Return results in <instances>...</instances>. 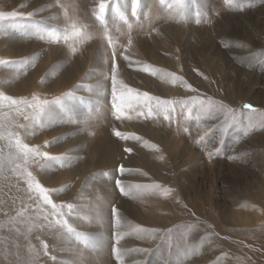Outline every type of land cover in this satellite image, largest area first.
Wrapping results in <instances>:
<instances>
[{"label":"rangeland","instance_id":"374dc122","mask_svg":"<svg viewBox=\"0 0 264 264\" xmlns=\"http://www.w3.org/2000/svg\"><path fill=\"white\" fill-rule=\"evenodd\" d=\"M100 2L0 0V12L18 13L0 20V94L36 105L0 100V115L17 116L7 129L12 135L6 153L17 137L32 147L26 158L19 153L30 162L33 179L43 184L42 177L47 178L49 186H43L56 205L53 210L63 213L56 221L66 219L72 228L54 224L63 230L47 245L54 244L57 252L48 250L40 264H90L89 252L96 257L93 264H130L127 258L138 247L148 249L143 264H150L157 244L139 242L134 232L139 226L121 233L119 220L127 209L148 218L156 210L166 214L164 204L177 190L187 197L193 192L211 196L216 211L231 209L264 183V0L234 6L225 0H104L103 14ZM73 25L80 36L72 35ZM76 63L84 65L79 79L62 83ZM113 74L118 97H127L128 89L141 96L139 103L121 105L120 118L113 107ZM143 93L172 103L157 108L155 100L144 102ZM246 104L256 111L245 109ZM106 133L112 136L114 158H92L79 136L98 139ZM144 133L167 135L183 161L177 168L172 155L168 160L158 148L161 159L154 161H161L168 175L164 183L138 176ZM45 152L55 159L44 157ZM107 194L116 196L114 204L105 203ZM34 201L39 203V196ZM95 213L99 216L93 220ZM64 238L67 242H61ZM76 248L81 254L74 257ZM216 259L211 264H218Z\"/></svg>","mask_w":264,"mask_h":264},{"label":"bare ground","instance_id":"6f19581e","mask_svg":"<svg viewBox=\"0 0 264 264\" xmlns=\"http://www.w3.org/2000/svg\"><path fill=\"white\" fill-rule=\"evenodd\" d=\"M116 60L118 59H114V61ZM83 70L84 65L76 63L75 72H78L77 76H74L76 75L75 72L72 74L70 72L66 75V81H62V83L74 84ZM165 81L167 85L171 84V81L166 79ZM138 116L140 117V115ZM16 121L17 116L15 114L0 115V264H40V258L42 259L48 250L51 254L57 252L54 244L51 243L48 246L47 243L57 237V232L63 230L54 228L56 220L63 218V213L54 212L52 205L45 204L43 194L34 187L36 183H39L43 188V184L49 186L47 178L42 177L41 174L46 173V171L40 173L44 180L43 184L32 178L33 187L30 188L27 176V173L33 169L29 167L30 162L19 153L20 150L16 145L12 144V150L6 153L7 143L11 142L10 130L8 132L7 129L9 127L11 129ZM46 123L51 125L49 121ZM161 123L163 124V122ZM51 127L56 130L55 132H58L59 129H54V126ZM99 127L105 128L102 125ZM144 135L147 141L139 149L141 150V163H139L138 176L146 181L155 178L160 183H164V177L167 178L168 175L166 176L162 172L161 161L158 164L154 161V158L155 160L160 158L158 148L166 152L168 160L171 159L172 155V160L177 163V168L183 161L176 156L177 154L173 153L172 146L167 143L169 142L167 135H149V133H144ZM111 137L106 133L98 139L95 136H93L94 139H90L88 135L81 134L78 139H82L88 144L87 146L80 143L90 153L94 154L92 158H95L96 154H100L105 160H109L115 156ZM180 141L181 138L178 139L177 144ZM174 143L176 144V142ZM50 172L49 169L47 177ZM260 186L262 188H260V192L249 191L239 198L233 208L223 207L218 211L213 208L214 203L210 200L211 196L208 198L205 194L193 192L192 197H187L186 194L184 195L177 190L176 194H169V200L164 204L168 210L166 214L160 215L156 210L148 218L142 216L141 211L127 209L125 215H122L120 220L118 219L120 223L122 222L123 231L121 233L124 234L134 226H139L134 230L141 239L138 241L152 247L157 244L154 248L155 253L152 255V262L154 261L156 264H211L215 258L218 259H216L218 264H264V183ZM171 190L175 191V189ZM67 194H65L66 197H69ZM47 195L49 198L51 197L48 191ZM37 196L40 198L39 203L34 201ZM148 198L153 202L152 200H155L156 197ZM105 200L107 204H114L116 196L107 194ZM62 205L60 204L59 207L62 208ZM76 206H78L77 212L80 211L82 214L81 204H76ZM93 206L91 207L93 208ZM98 216L95 213L92 219L96 220ZM81 217L78 215V218L81 219ZM73 223L76 224V222ZM93 228L96 229V227ZM61 242H67V239L64 238ZM147 250L135 248L130 252L127 260L131 262L130 264H143ZM74 251H76L73 253L74 257L81 254L78 248ZM204 254H207L208 257L204 258ZM213 254L216 256L212 257ZM119 255L120 261L126 259L125 253ZM88 256L95 257L93 252H89ZM91 257H89L90 264H93L92 262L96 257ZM152 262L150 264H154Z\"/></svg>","mask_w":264,"mask_h":264},{"label":"snow or ice","instance_id":"6c2138e0","mask_svg":"<svg viewBox=\"0 0 264 264\" xmlns=\"http://www.w3.org/2000/svg\"><path fill=\"white\" fill-rule=\"evenodd\" d=\"M161 2H163V0H161ZM177 2L179 3V0H177ZM241 2V0H225V3L229 6H234L235 4ZM105 3H104V0H101L100 2V5H99V11L101 14H103L105 12ZM135 7V6H134ZM18 13H15V12H11V13H2L0 12V20H3L5 19V17H15L17 16ZM73 27V32H72V35L74 37H78L81 35L80 31L78 29H76L75 25L72 26ZM65 39H67V37H65ZM113 73H115V67L113 68ZM116 84H117V81H116V77H115V74H113V77H112V97H113V107L115 108L116 110V113H117V118H120V116L123 115V112L121 111V105L124 104V103H128L129 105H131L132 102H137L139 103L141 101V96H133L132 95V92L133 90L132 89H128V95L127 97H125L123 95V93L118 97L117 96V87H116ZM142 97L144 99V102L147 103L148 101H152V100H155L156 101V107L157 108H164L166 105H170L172 102L171 101H167V100H161L160 98L158 97H151L149 96L148 93H143L142 94ZM0 100H7L9 101V105L10 106H19L20 104H23L26 108L27 107H35L36 105L34 104H28L27 101L25 100H17L13 97H9V96H4L3 94H0ZM119 100L120 103H116V101ZM244 108L245 109H248V110H251V111H256L255 107L251 104H246L244 105ZM21 109L19 107H17V111H20ZM43 109H41L42 111ZM153 111V108L152 106L149 104V114H151ZM165 111H167V108H165ZM117 137L121 136L122 134L119 132V131H116L114 133ZM11 133H9V136L11 137ZM15 144H16V147L24 154L25 158L27 157V155L32 152L33 150L31 148H29L28 145L26 144H22L19 140V138L17 137V139L15 140ZM126 151L128 152H131L132 150L131 149H126ZM39 154V153H38ZM44 157L46 158H51V159H55V157H49V154L47 152L43 153L42 154ZM119 171L123 172L124 169H123V166H121V168L119 169ZM27 176L29 178V187L32 188L33 187V183H32V173L31 172H28L27 173ZM116 185L117 187H120L121 186V181L120 180H117L116 181ZM35 189L43 194V202L45 204H50L52 205L53 209L56 208V205L53 203V201L49 198V196L47 195V190L45 188H43L39 183H36L34 185ZM121 191L123 193V189L121 188ZM68 208L71 209L72 208V205L69 204L68 205ZM116 212V209L115 207L113 208V213ZM57 223H60L63 227H67L69 229V231H72V228L71 226L68 224V221L65 219L63 220L62 222L61 221H57ZM47 246L45 245V248ZM114 251L117 252L118 254V250L117 249H114Z\"/></svg>","mask_w":264,"mask_h":264}]
</instances>
